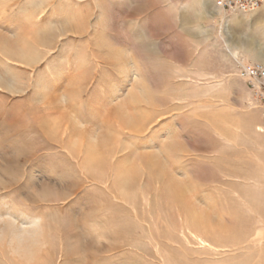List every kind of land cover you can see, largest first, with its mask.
<instances>
[{
    "label": "rangeland",
    "instance_id": "374dc122",
    "mask_svg": "<svg viewBox=\"0 0 264 264\" xmlns=\"http://www.w3.org/2000/svg\"><path fill=\"white\" fill-rule=\"evenodd\" d=\"M202 4L0 0V227L45 219L36 264H264V108L239 76L264 8Z\"/></svg>",
    "mask_w": 264,
    "mask_h": 264
},
{
    "label": "clouds",
    "instance_id": "9594fccd",
    "mask_svg": "<svg viewBox=\"0 0 264 264\" xmlns=\"http://www.w3.org/2000/svg\"><path fill=\"white\" fill-rule=\"evenodd\" d=\"M10 233L15 235L10 236ZM7 239L11 254L19 264H36V258L47 245V230L44 218H36L29 225L17 226L8 223L0 227V241Z\"/></svg>",
    "mask_w": 264,
    "mask_h": 264
},
{
    "label": "built area",
    "instance_id": "2783aa9c",
    "mask_svg": "<svg viewBox=\"0 0 264 264\" xmlns=\"http://www.w3.org/2000/svg\"><path fill=\"white\" fill-rule=\"evenodd\" d=\"M227 12L252 15L264 8V0H214ZM239 76L246 82L254 102L264 108V65L261 63L241 64Z\"/></svg>",
    "mask_w": 264,
    "mask_h": 264
},
{
    "label": "bare ground",
    "instance_id": "6f19581e",
    "mask_svg": "<svg viewBox=\"0 0 264 264\" xmlns=\"http://www.w3.org/2000/svg\"><path fill=\"white\" fill-rule=\"evenodd\" d=\"M207 2H210L211 4H207ZM215 5H216V3H215ZM202 7H203V11H205V12H208L209 11V12L216 13V12L223 11L222 9L215 7L214 6V2L212 0H203ZM235 15H238V14H235ZM259 21L260 20L257 19L256 23H258ZM245 45H247V47H251L250 50H252V53H254L255 61H258L256 63H261V64L264 65V46L257 45L256 43L251 42L250 40H247V42L245 43ZM175 189H176L175 190L176 195H178L179 197H183L184 196L185 192H184V190L180 186H177L176 185L175 186Z\"/></svg>",
    "mask_w": 264,
    "mask_h": 264
}]
</instances>
